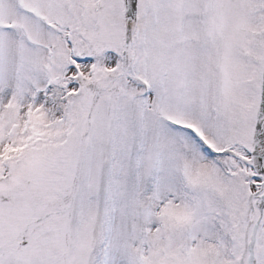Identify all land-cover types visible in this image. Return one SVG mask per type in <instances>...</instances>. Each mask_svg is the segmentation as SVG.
<instances>
[{"label": "snow or ice", "instance_id": "snow-or-ice-1", "mask_svg": "<svg viewBox=\"0 0 264 264\" xmlns=\"http://www.w3.org/2000/svg\"><path fill=\"white\" fill-rule=\"evenodd\" d=\"M0 264H264V0H0Z\"/></svg>", "mask_w": 264, "mask_h": 264}]
</instances>
